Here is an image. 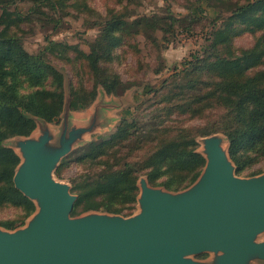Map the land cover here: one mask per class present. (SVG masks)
<instances>
[{
	"label": "rangeland",
	"instance_id": "rangeland-1",
	"mask_svg": "<svg viewBox=\"0 0 264 264\" xmlns=\"http://www.w3.org/2000/svg\"><path fill=\"white\" fill-rule=\"evenodd\" d=\"M245 5L242 12H234ZM4 46L27 55L44 75L36 83L34 66L19 70L12 63L3 64L1 71L7 73L4 79L16 86L13 91L17 101L31 92L55 100L61 91L59 114L46 120L55 132L61 125L66 100L71 117L78 119H84L102 97L115 106L106 111L110 126L87 134L55 168V179L68 183L76 200L80 199L71 216L90 211L125 217L136 213L137 183L142 177L152 187L172 192L186 189L205 165L199 139L212 134L228 142V155L237 176L264 173V153L257 144L230 154L227 133L244 117L249 119L251 105L244 102V111L238 113V106L231 108L228 104L230 91L225 87L230 80L245 79L264 87V3L0 0V48ZM94 55L103 81L107 77L119 80L115 91L106 92L97 80L91 62ZM219 92H223L221 97ZM197 97L202 99L194 102ZM188 99L193 101L188 112L173 107L189 103ZM23 113L33 120L31 132H36L40 125L36 118L42 117ZM121 125L129 131L127 137L119 135ZM16 136L2 139L1 145H12ZM192 155H197L201 164ZM173 165L178 169H172ZM108 167L114 172L124 167L133 172L129 180L121 182V186H131L121 188L125 195L116 193L113 187L112 192L91 191L95 181L110 172ZM5 173L0 166V189L8 184ZM148 175L154 176L152 181ZM176 181H181L172 185L176 187L165 185ZM5 194L7 198L0 199V228L24 226L35 211L34 203L28 199L33 205L28 212L7 191ZM8 222L13 227H6ZM208 257V253L194 256L197 260Z\"/></svg>",
	"mask_w": 264,
	"mask_h": 264
},
{
	"label": "water",
	"instance_id": "water-1",
	"mask_svg": "<svg viewBox=\"0 0 264 264\" xmlns=\"http://www.w3.org/2000/svg\"><path fill=\"white\" fill-rule=\"evenodd\" d=\"M103 100L84 119L71 117L66 100L57 132L36 118V132L6 146L20 159L14 187L35 211L22 227L0 228V264H264V173L237 176L219 134L199 139L205 165L186 189L142 177L136 213L71 216L76 195L54 171L87 134L110 126L106 111L115 106ZM202 253L209 257L194 258Z\"/></svg>",
	"mask_w": 264,
	"mask_h": 264
},
{
	"label": "trees",
	"instance_id": "trees-1",
	"mask_svg": "<svg viewBox=\"0 0 264 264\" xmlns=\"http://www.w3.org/2000/svg\"><path fill=\"white\" fill-rule=\"evenodd\" d=\"M256 3H264V0H256ZM246 7L247 5L238 7L234 9V12L240 13ZM109 36L112 37V39H110V44H113L112 42L115 40L113 37L114 35L111 33ZM103 39H108V36ZM97 61L98 57L97 55H94V57L91 58V62L95 71H97V80L101 81L106 92L109 93L115 91L117 88L116 86L119 85V80L113 77H107L105 81H103V77L100 76L101 68L98 66ZM6 63L14 64V66L19 70H30L34 66L33 69L35 71L34 74L36 83H40L44 75L43 73H40L39 68L35 67V64L32 65L31 61L28 60L27 55L6 46L0 48V85L2 86L0 89V166H3V169H6L5 178L8 182L4 189H0V199L7 198V195L5 194V191H7L12 200H14L17 204L25 206L29 212L33 209L32 203L14 187L12 182L13 168L19 162L18 156L12 149L1 145V140L14 135H28L31 132L34 128V122L31 118L27 117L23 111H28L31 114L42 117L47 121H51L55 118L61 110L62 94L61 91L58 92L56 97L57 99L52 100L40 98L37 96L36 92H31L27 95L20 96L21 100L17 101L15 92L13 91L16 86L13 83L6 82L4 78L7 73L4 75L5 70L1 71L3 64ZM225 87L230 91L228 104L232 106L231 108L238 106L235 108L238 113L244 111V102H248L249 105H251L249 119L247 120V118L244 117L241 119L240 123L231 127V130L227 133L230 142L229 150L231 156L250 144H257V146L260 147L259 150L264 153V87L257 86L252 79H245L241 82H238L237 80H230ZM221 94H223V92H219V97H221ZM90 97L92 98L91 91ZM201 99L202 98L197 97L194 102H199ZM187 101H190V99ZM191 103H193V101L182 105L175 104L173 107L179 108L180 111L186 113L191 109ZM73 105H76V103ZM118 132L119 135L124 137H127L126 135L129 133L125 125H121ZM192 156L199 159L197 155ZM201 162L202 161L199 159V164H201ZM126 166H128V164H126ZM172 169L178 168L173 165ZM107 171L110 172L103 174V177L97 179L95 184H93L91 191L103 192L108 190L109 192H112V189H114L116 193H122L125 195L126 193H124L121 188L126 187L130 189L131 186L126 183L121 186V182L125 181V178L129 180L133 176V172L126 170L125 167L123 169H119L117 172L111 171L108 167ZM195 174H197V172ZM152 178H154L153 175H148L149 181H152ZM180 182L181 181H176L174 183L170 182L165 183V185L168 188H173L176 186L172 187V185H179ZM111 187L113 188L111 189ZM79 203L80 199L78 197L73 205V208ZM5 226L8 228L13 227L10 222L5 223Z\"/></svg>",
	"mask_w": 264,
	"mask_h": 264
}]
</instances>
